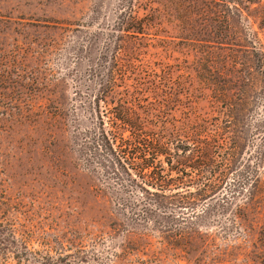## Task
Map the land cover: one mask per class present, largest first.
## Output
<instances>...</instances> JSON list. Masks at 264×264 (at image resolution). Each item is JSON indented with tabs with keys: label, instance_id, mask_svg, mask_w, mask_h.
Instances as JSON below:
<instances>
[{
	"label": "rangeland",
	"instance_id": "1",
	"mask_svg": "<svg viewBox=\"0 0 264 264\" xmlns=\"http://www.w3.org/2000/svg\"><path fill=\"white\" fill-rule=\"evenodd\" d=\"M241 3L232 24L264 46V0ZM130 5L144 26L123 35L115 28ZM222 9L220 0H0L1 264H264V196L231 191L234 173L197 205L215 212L197 227L207 238L187 228L168 246L147 225L152 237L126 243L110 210L122 217L131 190L88 162L81 145L101 123L125 136L142 127L172 137L198 124L215 132L223 114L211 97V58ZM246 142L244 156L255 134ZM48 240L65 246L56 253ZM126 244L130 262L109 259Z\"/></svg>",
	"mask_w": 264,
	"mask_h": 264
},
{
	"label": "trees",
	"instance_id": "2",
	"mask_svg": "<svg viewBox=\"0 0 264 264\" xmlns=\"http://www.w3.org/2000/svg\"><path fill=\"white\" fill-rule=\"evenodd\" d=\"M241 2L220 0L224 23L218 38L221 46L212 51L211 67L218 79L211 83V97L221 108L223 118L221 126L214 125L215 132L207 133V127L198 124L191 131H183V135L176 131L172 137L142 127L125 136L115 130L109 132L100 122L83 136L81 145L87 161L102 166L103 174L118 180L126 191L131 190L123 203L122 217L110 210L109 226L113 231L123 228L126 243L152 237L141 227L147 225L155 227L160 243L168 246H176L179 239L186 238L187 228H193L198 237L207 238L197 227L215 212L212 208L207 210V204L200 210L197 205L207 197L215 198L233 173L236 178L231 191H261L264 196V46L257 36L253 38L232 24L234 14H242ZM119 19L115 29L123 35L142 32V18L134 14L131 5L121 10ZM251 110L258 111L259 117L249 125L240 118ZM122 115L113 116L130 124L128 117ZM250 132L255 134L256 143L244 156ZM231 222L240 228L236 213ZM45 244L56 253L65 246L62 240H48ZM130 249L133 248L127 244L120 251L113 249L109 259L124 257L130 262L125 257L132 254Z\"/></svg>",
	"mask_w": 264,
	"mask_h": 264
}]
</instances>
